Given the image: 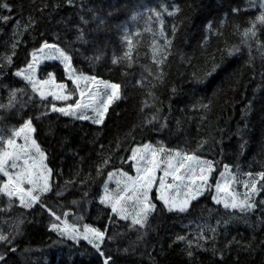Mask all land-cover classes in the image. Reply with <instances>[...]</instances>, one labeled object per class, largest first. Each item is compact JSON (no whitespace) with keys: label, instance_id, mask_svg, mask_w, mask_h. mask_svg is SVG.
I'll list each match as a JSON object with an SVG mask.
<instances>
[{"label":"trees","instance_id":"16d2710c","mask_svg":"<svg viewBox=\"0 0 264 264\" xmlns=\"http://www.w3.org/2000/svg\"><path fill=\"white\" fill-rule=\"evenodd\" d=\"M3 2L10 10L0 8V17L10 19H0V103H8L13 88L24 92L13 107L0 109V135L7 138L13 127L32 117L34 138L51 170V191L43 199L60 220L81 231L84 224L105 230L102 248L116 258V264H264V190L257 193L254 209L241 212L215 203L211 187L226 164L235 174L264 171V25L257 23L255 38L247 42L242 35L260 15L261 0ZM233 8L239 11L233 13ZM149 9L159 12L160 18ZM134 13H139L136 19ZM125 29L132 48L123 59L128 51ZM81 33L83 39H77ZM166 39L171 43L166 45ZM43 41L65 49L75 73L121 85L120 98L101 125L47 110L51 97L42 103L13 75ZM232 46L239 51L229 56L226 49ZM8 55L10 65L4 60ZM114 56L122 58L119 63H112ZM156 60H161L159 67ZM213 64L216 71L205 75ZM49 70L74 89L55 61H42L38 78L44 79ZM76 99L74 93L68 101L55 103L59 107ZM145 142L192 152L213 161V171L209 187L186 211H167L152 191L156 211L145 227H129V221L115 216L110 221L109 207L97 200L109 172L132 174L128 156ZM105 158L109 163L103 164ZM258 185L264 188L262 178ZM18 222L13 245L17 251L9 254L6 264H102L86 241L76 242L51 230L49 224L59 221L39 204L24 209L16 199L10 203L0 194V232H16ZM201 234L209 239L199 240ZM177 236L186 239L177 241ZM5 248L0 242V251ZM221 251L223 257L216 254Z\"/></svg>","mask_w":264,"mask_h":264},{"label":"snow or ice","instance_id":"6c2138e0","mask_svg":"<svg viewBox=\"0 0 264 264\" xmlns=\"http://www.w3.org/2000/svg\"><path fill=\"white\" fill-rule=\"evenodd\" d=\"M71 2L72 0H66V3ZM0 8L10 10V5L0 0ZM148 11L152 12L157 19L160 18V13L154 9ZM174 11L178 12L179 8L174 9ZM232 11L236 13L239 9L233 8ZM172 14L169 13V15ZM138 15L139 13H134L132 19H136ZM96 18L99 19V17ZM0 19L7 22L10 18L3 16ZM81 20L83 21V17H81ZM83 22L87 23V21ZM31 23H34V21H31ZM100 23L103 24L104 21L100 20ZM257 23L264 25V0H261L260 15L254 21H251V26L245 28L242 33L245 42L249 37L255 38ZM172 31L173 33L176 32L175 26H173ZM83 36L84 34L81 33L77 39H83ZM124 39L128 41V51H125L123 56V59H126L129 57L132 48L131 36L127 34V29H125ZM170 43L169 40H165L166 45ZM12 47L15 49L16 43H13ZM226 51L231 56L238 52L239 48L232 46L227 48ZM28 56L30 59H28L27 64L17 68L13 75L21 78L26 85L30 86L32 93L38 95L42 103L46 102V98L50 96L53 102L48 105L47 110L53 113L78 117L81 120L90 119L92 123L101 125L106 119L109 107L120 98V84L103 80L95 75L76 74L71 71V57L59 44L43 41L40 47L33 49ZM97 59L99 58L97 57ZM120 59L122 58L114 56L112 63H119ZM4 60L6 64H12V55L4 57ZM45 60L59 61L64 67L67 79H70L71 84L75 86L74 89L69 88L63 81H57L54 71L51 70L47 71L44 79H38L37 67ZM156 64L159 67L161 60H156ZM216 69L217 65L213 64L211 72L205 75H211ZM159 75L162 77L163 74L159 73ZM137 83L139 84L140 81H137ZM23 92L24 89H11L8 103H0V109L13 107L17 95ZM74 93L80 97L75 100L74 104L66 103L64 106L58 107L55 103L56 101H68L74 96ZM149 95L151 96L152 93L150 92ZM31 100L32 97L30 96L29 101ZM87 112L92 115L84 114ZM157 118L155 114L152 116V120ZM144 122L149 123L147 120ZM35 131L33 119L29 116L23 119V123L18 128L13 127L11 135L7 138L0 135V145H2L0 146V175L3 177V179H0V194L8 197L10 203L12 198H16L24 209H32L34 205L39 204L56 221H59V223L49 224L51 230L56 231L61 237H67L76 242L83 239L99 254L102 264H116V258L106 253L102 248V244L106 239L105 230L88 224L83 225L82 231L76 225L69 226L66 221H61L60 216L52 206L44 201V194L51 191L49 179L51 170L44 163L46 153L34 138ZM17 138L22 139L24 143H17ZM119 144L120 142L117 141L118 147ZM128 161L132 162V168L135 170L136 176H129L127 172H119L116 181L117 190H110L106 181L104 189L99 195V203L110 207L111 212L108 214L110 221L113 216L125 221L130 220L129 227L135 225L145 227L149 217L156 211L157 205L150 196L153 188H155L156 199L163 203L167 211L184 212L190 207L191 201L200 197L205 189L209 187V177L213 171V161L202 159L189 151L166 150L163 145L156 147L147 142L134 146L128 156ZM107 163H109V160L105 158L103 164ZM229 168V165H224L225 171L221 172L220 176L216 178L215 193L212 195V200L217 204H223L225 209H238L241 212L254 209L256 207L254 203L255 194L261 192L264 188L258 185L257 179L253 177L252 173H245L246 179L242 181V184L246 191L241 196L239 192L232 190V186L241 181L229 171ZM100 170L101 165H98L97 172L99 173ZM158 170H160L159 175H157ZM108 175L111 178L113 173L109 172ZM255 177L264 180V171L256 173ZM169 178H171V182H168ZM157 180L158 186H156ZM173 192L177 195L173 196ZM180 192L184 193L183 199L179 198ZM60 195L61 193H57V196ZM85 196H87V193H85ZM73 203H77V201H73ZM261 203L264 204V201H261ZM224 223L227 224L228 222L225 221ZM16 228L17 231L10 235L0 232V242L6 245L5 250L0 251V264H6L9 254L17 251L13 245L15 235L19 232V222ZM211 231L214 237L216 229L212 228ZM108 239H111V237H108ZM185 239L184 236L176 237L177 241H184ZM198 239L209 238L201 234ZM191 243L189 241L190 246ZM199 246L198 243L197 247ZM213 251L215 252V248ZM216 254L223 257L222 251ZM188 255L191 256L192 253L189 252Z\"/></svg>","mask_w":264,"mask_h":264},{"label":"rangeland","instance_id":"374dc122","mask_svg":"<svg viewBox=\"0 0 264 264\" xmlns=\"http://www.w3.org/2000/svg\"><path fill=\"white\" fill-rule=\"evenodd\" d=\"M159 49L160 48H158V51H159ZM53 61H57V60H53ZM59 64H61L59 61H57ZM61 66L63 67V65L61 64ZM63 70H64V67H63ZM71 71H73L74 72V70L71 68L70 69ZM64 76H65V78H67L66 77V75H65V70H64ZM17 78H19V77H17ZM19 79H21V78H19ZM39 79V78H38ZM22 80V79H21ZM68 80H70V79H68ZM71 81V80H70ZM83 83V82H82ZM75 87V86H74ZM76 96H77V99L78 98H80L79 96H78V94H76ZM50 97V96H49ZM84 114H86V115H92L90 112H87V113H84ZM70 117H72V116H70ZM73 118H77V119H79L78 117H73ZM81 120V119H80ZM83 121H87V122H89V123H92V121L89 119V120H83ZM94 124V123H93ZM17 143H19V144H23L24 143V141L22 140V139H20V138H17ZM166 150H169V149H166ZM44 163H45V160H44ZM46 164V163H45ZM131 165H132V162H131ZM223 171H225V169H224V167H223V169H222V171L221 172H223ZM229 171L231 172V173H233L232 171H231V169L229 168ZM112 173H113V176L110 178L109 177V175H107V177H106V179H105V181L103 182V184H102V187H101V193H102V191H103V189H104V186H105V182L107 181V187L110 189V190H117V183H116V181H117V179H118V176H119V172H121V170H114V171H111ZM123 172V171H122ZM221 172L219 173V175L217 176V177H219L220 176V174H221ZM160 174V170H158V172H157V175H159ZM233 174H235V173H233ZM129 176H136V172H135V170L132 168V174H128ZM236 176H237V178H238V180L239 181H241L240 183H237V184H235V185H233L232 186V190L233 191H236V192H239L240 194H241V196L244 194V192L246 191V189H245V187L243 186V184H242V181L244 180V179H246V177L244 176V174H235ZM253 177L254 178H256L257 179V183H258V181L261 179V178H259V177H255V174H253ZM210 178V177H209ZM49 179H50V177H49ZM168 182H171V178H169V181ZM209 183V182H208ZM215 184H216V182H215ZM215 184H213V187H212V191H213V194L215 193ZM156 186H158V180L156 181ZM152 191H154V193H155V196H156V192H155V188H153V190ZM151 191V192H152ZM100 193V194H101ZM172 195L173 196H176L177 195V193H175V192H173L172 193ZM256 195L257 194H255V197H254V200H255V198H256ZM179 198L180 199H183L184 198V193L183 192H180L179 193ZM98 202H99V197H98V200H97ZM161 202V201H160ZM162 203V202H161ZM163 204V203H162ZM223 205V204H222ZM105 206V205H104ZM109 210H110V212H111V209H110V207H109ZM250 210H252V209H250ZM130 223H131V221L130 220H128ZM7 222V221H6ZM83 230V229H82ZM55 233H57L56 231H55ZM58 234V233H57Z\"/></svg>","mask_w":264,"mask_h":264}]
</instances>
